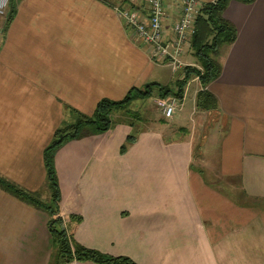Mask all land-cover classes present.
I'll use <instances>...</instances> for the list:
<instances>
[{"label":"crops","instance_id":"1","mask_svg":"<svg viewBox=\"0 0 264 264\" xmlns=\"http://www.w3.org/2000/svg\"><path fill=\"white\" fill-rule=\"evenodd\" d=\"M119 8L144 12L145 0H17L4 30L0 15V176L38 193L43 150L66 108L90 116L103 98L157 83L166 66L150 60ZM223 18L236 39L207 87L216 110L196 109L192 78L174 120L142 131L125 155L123 123L56 151L60 215L82 217L66 223L80 245L137 264H264V0L231 1ZM197 162L237 178L246 202L207 182ZM51 254L48 216L0 190V264H48Z\"/></svg>","mask_w":264,"mask_h":264},{"label":"trees","instance_id":"2","mask_svg":"<svg viewBox=\"0 0 264 264\" xmlns=\"http://www.w3.org/2000/svg\"><path fill=\"white\" fill-rule=\"evenodd\" d=\"M231 1L244 5H250L255 0H216L204 4L194 24V33L190 38L188 51H193L194 57L199 63V68L185 66L182 69V78L178 79L173 88L161 86L158 83L146 84L143 88H131L126 95L117 101L103 98L97 102L93 113L86 116L75 109L66 108L72 118L70 123H62L53 132L49 144L42 154L46 183L50 191L49 201L44 202L36 192L27 191L8 179L0 176V190L11 195L15 199L44 212L48 216V233L52 246V254L48 264H70L72 262H91L93 264H137L126 256H111L94 249L86 248L77 243L71 234H68L60 215L61 190L55 168L54 155L66 142L79 140L85 135H102L119 122L131 128L125 143L120 147V154H124L128 147L133 145L138 136L135 132V122L140 121V113L130 110L136 100H147L152 97L153 90L157 89V96L161 100L169 97L176 98L179 102L183 98L184 88L192 78H197L201 91L196 95L195 107L199 111H214L217 108V100L207 87L215 81L221 72L218 61L220 50L230 46L236 39L235 27L223 18V13ZM17 0H9V9L6 13L4 27L7 28L16 11ZM119 10H126L121 9ZM130 10H133L131 8ZM185 51V54H186ZM122 113L126 120L115 121L114 114ZM163 118V119H162ZM160 122H163L162 116ZM139 135V134H138ZM191 169H195L190 166ZM198 172H200L198 170ZM71 222L80 223L81 217L70 215Z\"/></svg>","mask_w":264,"mask_h":264},{"label":"built area","instance_id":"3","mask_svg":"<svg viewBox=\"0 0 264 264\" xmlns=\"http://www.w3.org/2000/svg\"><path fill=\"white\" fill-rule=\"evenodd\" d=\"M9 0H0V15L8 8ZM146 9L118 10L124 24L130 28L135 38L150 48V60L157 66L178 71L182 64L180 57L189 48L190 38L194 33V24L200 14L202 4L198 0H171L165 5L164 0H145ZM172 14L170 32L166 29V19ZM179 101L174 97L159 99L164 118H170Z\"/></svg>","mask_w":264,"mask_h":264},{"label":"rangeland","instance_id":"4","mask_svg":"<svg viewBox=\"0 0 264 264\" xmlns=\"http://www.w3.org/2000/svg\"><path fill=\"white\" fill-rule=\"evenodd\" d=\"M7 9L8 8H6L5 12L1 16H4V15L6 16V13H7L6 11H8ZM2 22H3V20L0 19V25H2ZM222 49H225V47H223ZM222 52H223V50H222ZM180 59L182 61V64L183 63H193L196 68H199V63H198L197 59L194 57L193 51L191 49L186 51V55L180 57ZM182 69H183V66L178 71H173L169 67H166V69H163V70L160 69V71H158V73H160L161 76L159 77V80L157 81V83L161 86H168L170 88H173L175 82L180 78V76H182ZM158 100H159V98L157 96V89L155 88L153 90V94H152L151 98H149L147 100H143V101L136 100L132 103L130 110L133 112L138 111L141 115L140 121H137V122L134 121L136 124L135 128H134L135 132H138L139 135L142 131H147L148 129L159 127L158 124H160L159 122H160L162 116H161V108L157 106ZM174 118H175V115H173V118L167 119V120L173 121ZM112 119L117 121V122L121 121V120L127 121V118L122 113L114 114L112 116ZM71 121H72V118L69 115L68 111H66L64 120L58 125L60 126L62 123H70ZM210 121L213 122L214 119L213 118L211 119V117H209L208 124H210ZM119 123H122V122H119ZM119 123H116L111 129H114L116 127V125H118ZM207 127L208 126H206V128ZM138 134H137V136H139ZM87 136H90V135L84 134V137H87ZM126 138L127 137H125L124 141L118 147V154L120 156L125 155L132 146L131 145L130 147H128V150L124 154H120V147L125 143ZM196 151L198 152V150H196ZM197 152L194 153L195 159H197L196 157L199 156V153L197 154ZM195 168L201 169L200 170L201 173H202V171L204 172V174H203L204 179L207 182L212 183V185L215 184V186L217 187V189L219 191H222V193H224L225 195H228L232 199H235L240 204L246 202L239 194L240 187H239V182H238L237 178H222V179H220V177H218V174H219L218 170H217L218 167L210 168V167L199 166L198 162L195 163ZM57 176H58V174H57ZM44 178H45V174H44ZM60 179H61V177H60ZM44 181L45 182L39 188L40 190L38 191V194H39V197L42 201L47 202V201H49V198H50V191H49L48 185L46 183V178L44 179ZM71 215H74V214H71ZM69 216H68V219H69ZM76 216H78V215H76ZM65 218L66 217H64L63 220H64V225L66 226L68 219L66 220ZM81 219H82V217H81ZM72 223H75V222H72ZM80 223H75V224H80Z\"/></svg>","mask_w":264,"mask_h":264}]
</instances>
